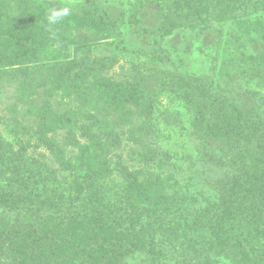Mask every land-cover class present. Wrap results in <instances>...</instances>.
<instances>
[{
    "label": "rangeland",
    "instance_id": "obj_1",
    "mask_svg": "<svg viewBox=\"0 0 264 264\" xmlns=\"http://www.w3.org/2000/svg\"><path fill=\"white\" fill-rule=\"evenodd\" d=\"M87 1L0 0V132L15 144L14 150L24 147L25 164L41 178L44 204L39 219L53 215L71 220L70 213L49 205L48 199L80 195L74 187L77 178L85 192L87 180L67 161L74 162L82 146L93 145L99 154L95 180L103 179L96 186L102 185L104 196L114 199V190L130 175L136 176L146 184L141 195L144 208L164 220L163 229L144 219V224L154 226L125 233L115 264H240V257L231 252L212 250L209 241L199 243L176 230L226 193L235 179V156L250 142L242 133H202L196 102L186 97L172 104L175 97L162 92L161 83L171 81L186 90L189 80L212 75L229 90L227 96L237 110L256 106L264 112V0H250L263 6L255 13L243 3L203 0L200 6L194 4L193 15L188 13L191 2L149 0L134 23L129 20L130 0H93L113 19L125 18L124 26L99 33L87 21L74 24L70 31L59 28L64 35L61 43L46 44L44 52L33 51L35 57L26 63H2V42L16 36L21 41L32 23L51 21L53 13L64 8L68 15L85 17ZM30 43L24 48L30 49ZM241 53L256 59H244ZM115 86L117 93L137 94L148 103L149 115L141 113L142 106L121 109L103 100L99 88ZM169 106L174 117L165 120L160 110ZM43 130L45 139H40ZM251 146L254 150L257 143ZM103 159L109 164L105 176L100 172ZM120 164L123 170L117 168ZM8 183L12 182L0 179V194L6 193ZM0 204V229L4 222L31 219L29 204L17 209ZM255 209L250 214L258 212L260 251L264 213Z\"/></svg>",
    "mask_w": 264,
    "mask_h": 264
},
{
    "label": "trees",
    "instance_id": "obj_2",
    "mask_svg": "<svg viewBox=\"0 0 264 264\" xmlns=\"http://www.w3.org/2000/svg\"><path fill=\"white\" fill-rule=\"evenodd\" d=\"M181 1L191 2L188 13L193 15L197 11H194V4L200 6L203 0ZM216 1L227 5L243 3L252 9L253 13L263 8L250 0ZM87 2L90 6L85 17L70 14L60 22L53 23L49 20L43 23L34 22L21 41L16 36L12 41L8 39L2 42L3 55L5 51L2 63L15 65L26 63L35 57L33 51L40 49L39 51L44 52L43 47L46 44L61 43L60 37L64 35L56 30L59 28L64 32L70 31L74 24H82L84 21H87L86 25L96 33L106 27L124 26L125 18L113 19L93 0ZM148 4H151L149 0L129 1L131 23L136 21L138 13ZM164 27H167L166 23ZM28 40L31 42L32 50L24 48ZM240 56L244 59L247 57L243 53ZM247 58L256 59L252 55ZM188 82L186 90L171 81L162 82V92L175 97L174 101H171L172 104L176 101L184 102L186 97L196 102V108L200 111L199 124L201 131H204L202 133L208 131H214L218 135L242 133L248 138L250 149L241 150L235 156V179L229 183L228 190L219 197L218 202L197 213L191 222L184 225L182 222L176 231L179 233L181 230L186 238L199 243L209 241L212 250L231 252L234 257H240V264H264V248L262 247L260 251L256 248L261 245L260 223L257 224L260 220L258 217L257 221L255 220L258 212L250 214L256 210L255 207L264 213V146L261 145V141H264V112L256 106L247 107L243 111L237 110L236 102L227 96L229 90L220 86L217 83L219 81L212 75H206L205 80L195 79ZM99 89L103 90L100 93L103 100L109 104L121 109L129 104L138 108L142 106L141 113L146 115L150 113L149 104L137 94L128 96L117 93L116 86L108 90L102 87ZM160 116L165 120L173 119V108L169 106L166 110H160ZM44 135L45 130L40 139H45ZM14 136L17 137L16 133ZM252 142L257 143L254 150ZM72 143L79 145L78 142ZM14 145L0 132V179L12 182L5 186L6 193L0 194V203L11 208L16 207L15 209L24 203L29 204L28 209L36 213L31 215L30 212L31 219L18 218L10 225L9 221L4 222L0 229V264H46L47 259L50 260V264H115L121 255L119 252L125 233L136 229L149 230L154 226L150 223L155 222L160 228H164L162 217H158L153 210L144 208L141 195L146 191V184L139 181L136 176L130 175L122 187L114 190V199L111 196L109 198L104 196L102 185L96 186L103 179L98 182L95 180L99 161L96 158L99 154H96L98 149L93 145L82 146L81 155L74 162L67 161L71 169L80 172L91 186L87 184L85 192L82 193L84 186L77 178L74 187L80 191V195L65 198L58 195V200L53 197L48 199L49 205L70 213L71 220L65 221L53 215L39 219L40 209L43 208L41 205L44 204L39 193L41 178L25 164L24 147L16 151ZM50 149L56 151L52 145ZM236 151L238 149L233 150V153ZM89 153L93 156H88ZM105 160L100 162V172H103L104 176L109 173V164ZM117 168L124 169L121 164ZM48 172L51 173L49 170ZM124 175H127V170L124 171ZM120 189L123 192L119 193ZM45 194L50 196L48 193ZM144 219H149L150 223L144 224ZM171 227H174V224ZM256 236L259 238L254 242ZM44 255L47 258L43 260ZM6 259L9 260L8 263L3 262Z\"/></svg>",
    "mask_w": 264,
    "mask_h": 264
},
{
    "label": "clouds",
    "instance_id": "obj_3",
    "mask_svg": "<svg viewBox=\"0 0 264 264\" xmlns=\"http://www.w3.org/2000/svg\"><path fill=\"white\" fill-rule=\"evenodd\" d=\"M68 13H69L68 8H64L62 11L53 13V15L50 17V20L51 22L55 23L59 18L68 15Z\"/></svg>",
    "mask_w": 264,
    "mask_h": 264
}]
</instances>
